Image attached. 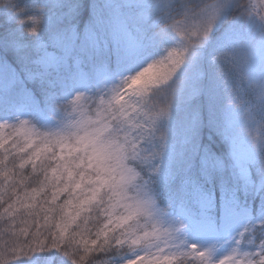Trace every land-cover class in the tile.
Returning a JSON list of instances; mask_svg holds the SVG:
<instances>
[{"label": "snow or ice", "instance_id": "snow-or-ice-1", "mask_svg": "<svg viewBox=\"0 0 264 264\" xmlns=\"http://www.w3.org/2000/svg\"><path fill=\"white\" fill-rule=\"evenodd\" d=\"M18 8L0 33V264H264V0Z\"/></svg>", "mask_w": 264, "mask_h": 264}, {"label": "trees", "instance_id": "trees-1", "mask_svg": "<svg viewBox=\"0 0 264 264\" xmlns=\"http://www.w3.org/2000/svg\"><path fill=\"white\" fill-rule=\"evenodd\" d=\"M240 3L247 5L250 3V0H240ZM5 4H17V7H19L18 10H27L28 8L34 6L35 0H0V33H3L5 30L11 31L15 27V25L11 21V18L7 17V16H10V13H8L7 11L3 9ZM28 16L29 17L36 16V13L29 12ZM36 18L37 20L41 19L39 16H37ZM22 19H28V17H22ZM30 26H36L39 31V28H40L39 23L35 25H30ZM176 31H177V35H179L180 30L177 29ZM79 103H82V101ZM69 111H71V109H69ZM9 123L11 124L14 122L9 121ZM41 131H46V129H41ZM11 132H12L11 128L0 129V136L7 137ZM18 163L19 161H17V164ZM29 172H31L30 166L27 167L25 171V175H28ZM2 183L3 181L2 179H0V184ZM31 186H36V185L33 184ZM6 206H7L6 204L0 203V247H3L5 245H8L10 247L14 240V237H12L9 232V229L12 227L11 220L7 216V214L3 212V209ZM20 227H22V225H20L19 223L15 225V228L17 231L19 230ZM92 230L95 231L96 229L93 227ZM197 256L198 254H189V256L186 258L185 264H200V261L197 258ZM101 259H103V257H101ZM62 260H67L68 264H71V260L67 257H64L60 253H58L55 257L52 258L51 264H61ZM18 264H32V262L22 260L18 262ZM85 264H87V262H85Z\"/></svg>", "mask_w": 264, "mask_h": 264}, {"label": "rangeland", "instance_id": "rangeland-1", "mask_svg": "<svg viewBox=\"0 0 264 264\" xmlns=\"http://www.w3.org/2000/svg\"><path fill=\"white\" fill-rule=\"evenodd\" d=\"M230 254H231V252L229 251V252H225L223 255H230ZM221 258H223V257L221 256ZM217 264H218V262H217Z\"/></svg>", "mask_w": 264, "mask_h": 264}]
</instances>
